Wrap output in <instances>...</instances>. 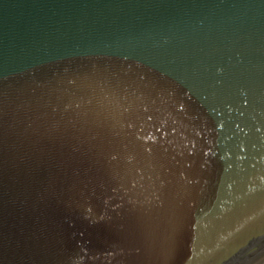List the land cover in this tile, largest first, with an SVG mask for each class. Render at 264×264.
Instances as JSON below:
<instances>
[{"label": "water", "instance_id": "95a60500", "mask_svg": "<svg viewBox=\"0 0 264 264\" xmlns=\"http://www.w3.org/2000/svg\"><path fill=\"white\" fill-rule=\"evenodd\" d=\"M262 263L264 0H0V264Z\"/></svg>", "mask_w": 264, "mask_h": 264}, {"label": "rangeland", "instance_id": "374dc122", "mask_svg": "<svg viewBox=\"0 0 264 264\" xmlns=\"http://www.w3.org/2000/svg\"><path fill=\"white\" fill-rule=\"evenodd\" d=\"M261 261H262V260H261ZM261 261H260V262H261ZM262 264H264V263H262Z\"/></svg>", "mask_w": 264, "mask_h": 264}]
</instances>
